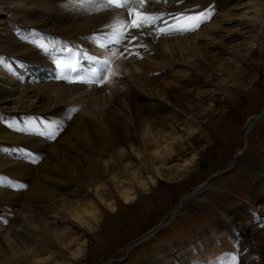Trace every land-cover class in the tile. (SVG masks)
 I'll use <instances>...</instances> for the list:
<instances>
[{"label":"bare ground","instance_id":"1","mask_svg":"<svg viewBox=\"0 0 264 264\" xmlns=\"http://www.w3.org/2000/svg\"><path fill=\"white\" fill-rule=\"evenodd\" d=\"M7 3L11 7L7 14L21 23L10 21L13 25H8V21L0 32V211L8 216L2 219L0 215V264H60L61 255L64 264H74L85 247L78 232L97 228L94 223L99 220L100 201H93L107 193V187L118 190L123 201L130 204V189L122 190L127 187L126 182H134L130 169L141 173L146 168L159 171L179 167L185 173L195 162L196 152L177 165H172V156L196 147L194 134L203 127L204 116L218 105V90H206V85L216 83H207L203 77L232 66L235 77L225 83L228 99H238L234 91L239 92L254 81L253 75L247 74V69L254 67L252 63L243 71L241 61L238 64L231 60L230 45L235 37L222 41L220 38L219 42L215 39L223 37L218 31V16L223 12L225 18L229 17L227 22H251L241 35L251 32L252 47L264 54V0H185L179 6L162 2L154 5L164 12L185 6H211L214 14L193 32L147 39L148 50H140L142 59H116L120 75L115 84L104 88L65 84L55 79L52 61L65 56L60 50L70 42L80 43L89 54L104 53L91 38L98 37L96 44L103 42L100 33L107 31L103 25L110 22L106 13H85L74 0H37V8L27 9L30 14L18 15L34 0ZM35 9L45 13L39 14ZM240 9L242 15L232 20L231 11ZM53 40L57 43L53 44ZM248 42L245 39L242 48ZM42 44L47 51L41 49ZM244 56L243 52L240 59ZM260 56L264 64V56ZM177 65L191 66V76L169 73L166 75L171 77L159 80V70ZM259 115L248 120L246 131L251 132ZM32 119L37 126L58 122L62 130L54 140L42 137L34 128H25ZM20 149L32 153L34 160ZM240 158L241 153L234 161ZM255 169L258 179L251 191L252 202L240 205L232 214L224 213L227 220L213 228L217 234L224 229L236 235L242 232L241 264H264V166L255 164ZM70 185L75 189L68 190ZM210 186V182L198 186L179 206L198 198ZM36 202H50L51 206L42 205L41 213L45 214L36 215ZM18 203L21 209L17 208ZM109 217L115 220L113 214ZM117 220L119 224L113 223L121 226ZM17 227L19 231L22 228V234L17 235ZM208 236L203 232L195 242L205 247ZM209 241L213 243L215 239L210 237ZM198 246L201 247H194L199 249ZM145 264H153V260L150 258Z\"/></svg>","mask_w":264,"mask_h":264},{"label":"rangeland","instance_id":"2","mask_svg":"<svg viewBox=\"0 0 264 264\" xmlns=\"http://www.w3.org/2000/svg\"><path fill=\"white\" fill-rule=\"evenodd\" d=\"M7 1L0 0L1 33L9 20L21 23L11 13L7 14L8 8H11ZM36 2L37 0H34L33 4L26 6L25 12L22 10L23 12L20 13L19 11L17 14H30L27 9L37 8ZM35 10L38 11V9ZM39 10H41L38 11L39 14L45 13L42 9ZM242 12V9L231 11L232 20L241 16ZM227 17L225 18L223 12L218 16V25H220L218 31L223 37L218 36L215 41L219 42L223 38L225 40L232 36L235 37L230 45L233 51L231 60L238 64L241 61L243 71L252 63L254 67L250 66L247 69V74H252L254 81L239 92L234 91L238 95V99H228L225 83H229V79L235 77L230 70L233 69L232 66L229 67L230 69L221 68L211 77L201 76L207 80V83H216V86L206 85L208 87L206 90L209 88L218 90V105L215 110H210L204 116L203 127L194 134V143L196 144L194 149L196 150L190 148L185 150V154L172 156V159L176 160L173 161L172 165H177L186 161L191 154L196 152L195 162L185 173L180 171L179 167L159 171L146 168L141 173L138 169H130L128 173L134 178V182L132 184L126 182L127 187L122 189H130L129 192L133 195L130 204L123 201V196L118 190L107 187V193H103L99 200L93 201H100L99 220L94 223L97 228L93 229L92 232L87 230L78 232L81 240L85 242V247L74 264H103L110 261V264H145L150 258L153 260V264H175V254L178 253L179 257L187 264L189 261V264L191 261L192 263L195 261L197 264H232V256L237 258L235 264L243 262L241 260L242 232L236 235L231 234V230L224 229L219 234L213 233L212 235L211 231L207 232V229L217 227L222 222L221 220H227L223 216L224 213H233L240 205L246 204L247 206L252 202L251 191H253L258 179L254 173L255 164L264 166V120L255 123L251 132L248 133V136L250 134L248 141L244 135L248 120L264 112V64L261 63L262 56H260H264V54L257 52L252 47L251 32H245L243 36L241 35L247 31L245 26L250 25L251 22L245 23L242 19L227 22ZM8 25H13V23L10 22ZM245 39H248L249 42L242 48V42ZM204 42L206 40L200 41V44ZM243 52L245 56L240 59ZM181 69L183 70L182 73L179 72ZM191 71V66L177 65L171 69L167 68L166 71L159 70L156 74L159 76V80H164L163 78L179 77L181 74L191 76ZM169 73L171 76L166 75ZM191 87L194 88L195 85H191ZM219 88L221 89L219 90ZM187 108L188 106L186 112L190 111ZM186 112L184 111L183 114H188ZM240 152H243L241 158L235 162L233 168L226 171ZM253 157L258 162H255ZM207 182H210L212 186L200 193L198 198H192L170 225L167 227L162 225L165 228L160 227L161 230L156 234L148 236L149 238H146L145 241L131 247L132 242L151 233L162 222L168 221L181 200L187 194L192 193L195 188ZM75 187L70 185L68 190L71 191ZM47 204L51 206L50 202L44 204L36 202L33 204V211L36 215H43L45 213H41L42 205L50 207ZM17 208L21 209L22 205L18 203ZM110 213L115 216V220L121 221V226L116 225L115 220L112 221L109 217ZM6 217L8 216L3 218ZM231 218L233 217L231 216ZM91 221L92 219L89 218L90 223ZM228 222L232 221L229 220ZM36 225L38 226V224ZM19 228H15L17 235L22 234L20 232L22 228L20 231ZM241 230L243 231V229ZM203 232L204 234L209 233L208 238L206 237L207 244L205 247H202L199 242H195V239L201 236ZM210 237L215 239L214 244L209 241ZM186 243L188 244L187 247H185ZM27 244L26 242L25 245ZM193 245H200L201 247L198 246L199 249L196 251L197 249ZM173 248L178 253H175ZM169 249L174 254L171 255L168 252ZM46 256L48 254L44 255V257ZM58 261L60 264H64L62 255ZM177 264L180 263L177 262Z\"/></svg>","mask_w":264,"mask_h":264},{"label":"snow or ice","instance_id":"3","mask_svg":"<svg viewBox=\"0 0 264 264\" xmlns=\"http://www.w3.org/2000/svg\"><path fill=\"white\" fill-rule=\"evenodd\" d=\"M83 8L85 13H106L110 22L103 25L107 31L100 33L103 42L96 44L98 37L93 36L92 42L98 48H103L104 53L100 56L89 54L75 46L66 47L67 58L57 57L52 62L56 72L55 79L69 84H82L104 88L106 85L115 84L120 75L116 59L130 60L142 59L140 50H148L145 42L147 39L159 40L176 34L190 33L197 30L202 23L210 20L214 14L211 6L200 9L199 5L185 6L182 10L160 11L154 5L163 3H185V0H74ZM35 43V42H34ZM53 44L57 41L53 40ZM42 50L47 51L46 45H40ZM53 51H55L53 49ZM74 74V75H72ZM25 128H34L42 137L56 139L58 131L62 130V124L54 122L42 123L37 126L34 119L25 123ZM27 158L34 160L33 154L20 149ZM7 223L6 220L3 221ZM236 256L231 257L235 264Z\"/></svg>","mask_w":264,"mask_h":264},{"label":"water","instance_id":"4","mask_svg":"<svg viewBox=\"0 0 264 264\" xmlns=\"http://www.w3.org/2000/svg\"><path fill=\"white\" fill-rule=\"evenodd\" d=\"M258 120H262L263 118H264V112L263 113H261L259 116H258ZM257 121H254L253 122V124H255ZM249 131L247 130L246 131V134L248 133ZM244 152V151H243ZM243 152H240L241 154H243ZM235 165V161L226 169V171H229L233 166ZM197 189V188H196ZM182 203V202H181ZM184 207V203L181 205V206H177L175 209H174V211H173V215H172V217L171 218H169L168 219V221L166 222V223H164V225H169V224H171L173 221H174V219H175V217H176V215L178 214V212L179 211H181V209ZM161 228L159 227L158 229H157V231H159ZM153 234H155V233H153ZM150 237L151 236V234H149V235H146V236H144V237H141L140 239H138L137 241H135V242H132V244H131V247L133 246V245H136V244H139V243H141V242H143L147 237ZM148 237V238H149ZM111 263V261L108 263V264H110Z\"/></svg>","mask_w":264,"mask_h":264}]
</instances>
